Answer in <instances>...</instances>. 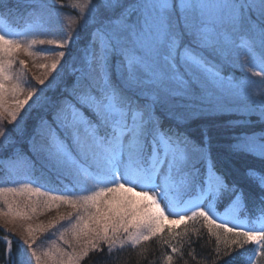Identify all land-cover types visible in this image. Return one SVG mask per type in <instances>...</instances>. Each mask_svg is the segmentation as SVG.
Instances as JSON below:
<instances>
[{
  "label": "snow or ice",
  "instance_id": "6c2138e0",
  "mask_svg": "<svg viewBox=\"0 0 264 264\" xmlns=\"http://www.w3.org/2000/svg\"><path fill=\"white\" fill-rule=\"evenodd\" d=\"M0 17L26 26L0 29V264H126L154 239L160 264H264V0Z\"/></svg>",
  "mask_w": 264,
  "mask_h": 264
},
{
  "label": "trees",
  "instance_id": "16d2710c",
  "mask_svg": "<svg viewBox=\"0 0 264 264\" xmlns=\"http://www.w3.org/2000/svg\"><path fill=\"white\" fill-rule=\"evenodd\" d=\"M0 19L7 21L8 23L14 24V26H21L24 25V23L17 18L15 21L12 20H5L4 18L0 17ZM239 74V73H237ZM34 115V113H33ZM0 186H5L3 179H0ZM10 186V185H9ZM59 187L61 191L64 189V185H55ZM243 219V217H242ZM199 226V225H197ZM182 227V226H180ZM0 235H3L2 232H0ZM140 248H146V256L145 257H138L137 252L140 251ZM197 252L200 253L201 255H206L208 253L207 248H197ZM160 246L159 244L154 240L148 242L147 244H142L140 247L133 249L130 246L125 247L124 253L121 257L122 261H125L126 264H137V261L139 260V264H148L149 261H153L154 264H160ZM189 264H192L190 261Z\"/></svg>",
  "mask_w": 264,
  "mask_h": 264
},
{
  "label": "rangeland",
  "instance_id": "374dc122",
  "mask_svg": "<svg viewBox=\"0 0 264 264\" xmlns=\"http://www.w3.org/2000/svg\"><path fill=\"white\" fill-rule=\"evenodd\" d=\"M66 11L70 13L71 12V9H67ZM5 27H7V28H9V29H11L13 31H17V32H24L25 31V28H26L25 25L14 26V24L8 23L7 21H4V20L0 19V29L5 28ZM27 38H30V37H27ZM40 38H44V37H40ZM47 38H54V37L49 36ZM42 47L43 48H48V47H52V46H48V45H44V46L35 45L33 47V50L36 51V50H39ZM24 58H26V59L29 60L28 67H29V69H31L32 72H35L37 75H39L43 71L42 69H36V68L33 67V60H34V58H27V57H24ZM0 206H2V205H0ZM61 210L62 211H68L69 209H67L65 207V208H62ZM53 215H55V212L54 211L53 212H48L46 214L41 215L40 216V219L41 220H47V219H49ZM0 225H3V221L2 220H0Z\"/></svg>",
  "mask_w": 264,
  "mask_h": 264
}]
</instances>
